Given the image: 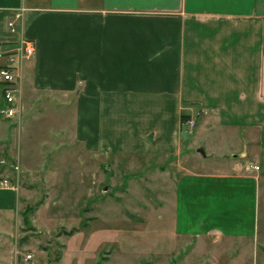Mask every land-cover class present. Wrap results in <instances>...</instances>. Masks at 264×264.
<instances>
[{"label":"crops","instance_id":"0c3cea01","mask_svg":"<svg viewBox=\"0 0 264 264\" xmlns=\"http://www.w3.org/2000/svg\"><path fill=\"white\" fill-rule=\"evenodd\" d=\"M23 39L36 44L21 68L25 115L73 102L74 136L89 154L179 168L150 178L152 211L174 220L159 254L181 240L260 238L264 0H0V44ZM183 115L197 122L192 135ZM6 129L18 127L0 120V154ZM18 207V190L0 188V228Z\"/></svg>","mask_w":264,"mask_h":264},{"label":"rangeland","instance_id":"374dc122","mask_svg":"<svg viewBox=\"0 0 264 264\" xmlns=\"http://www.w3.org/2000/svg\"><path fill=\"white\" fill-rule=\"evenodd\" d=\"M24 102L19 95L15 117L0 113L1 121L18 127L6 129L3 155L12 169L19 167L10 173L19 207L0 228V264H264V197L261 235L254 244L181 240L159 254L165 247L159 242L171 238L174 220L166 211H152L159 195L150 178L164 169L180 176L179 168L89 154L74 136L73 102L54 103L56 108L42 102L31 115L24 114ZM4 104L1 100L0 112ZM27 255L33 258L26 261Z\"/></svg>","mask_w":264,"mask_h":264},{"label":"built area","instance_id":"2783aa9c","mask_svg":"<svg viewBox=\"0 0 264 264\" xmlns=\"http://www.w3.org/2000/svg\"><path fill=\"white\" fill-rule=\"evenodd\" d=\"M20 17V16H19ZM10 27H14L10 24ZM36 55V44L29 39H23L16 46L0 44V85L2 87V98L5 109L0 113L12 118L18 114V97L21 95L20 81L22 65L33 59ZM197 127L195 119H188L183 123V131L187 135H192ZM10 166L9 160L0 154V188L8 189L16 187L12 184L10 173L18 172L19 167ZM247 171H259L260 167L251 165ZM32 255L26 256V261L31 260Z\"/></svg>","mask_w":264,"mask_h":264},{"label":"trees","instance_id":"16d2710c","mask_svg":"<svg viewBox=\"0 0 264 264\" xmlns=\"http://www.w3.org/2000/svg\"><path fill=\"white\" fill-rule=\"evenodd\" d=\"M188 119H190L189 117H187V116H182V123H184L186 120H188Z\"/></svg>","mask_w":264,"mask_h":264},{"label":"water","instance_id":"95a60500","mask_svg":"<svg viewBox=\"0 0 264 264\" xmlns=\"http://www.w3.org/2000/svg\"><path fill=\"white\" fill-rule=\"evenodd\" d=\"M203 153V151H201Z\"/></svg>","mask_w":264,"mask_h":264}]
</instances>
